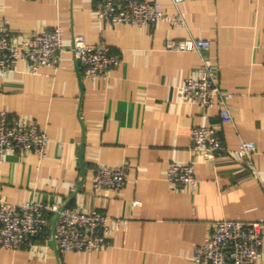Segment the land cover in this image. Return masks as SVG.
Listing matches in <instances>:
<instances>
[{
    "label": "crops",
    "instance_id": "crops-1",
    "mask_svg": "<svg viewBox=\"0 0 264 264\" xmlns=\"http://www.w3.org/2000/svg\"><path fill=\"white\" fill-rule=\"evenodd\" d=\"M152 1V0H149ZM174 14L171 0H153ZM96 0H0V23L15 35L59 26L65 45L74 35L120 55L107 82L83 81L67 49L56 69L31 75L24 62L0 77V112L36 121L50 138L43 161L8 156L0 165V196L12 203L57 202L113 220L111 246L99 252L57 254L42 239L31 249L0 250V264H191L195 245L220 220L264 219V0H182L186 28L160 22L151 29L100 25ZM203 39V53L168 51L167 40ZM205 58L222 89L233 95L232 121L215 107L180 101V84L197 77ZM214 126L228 151L252 142L254 172L229 156L201 162L191 151L190 129ZM193 162L194 191L174 189L166 167ZM97 164L127 165L118 193L79 186ZM262 258L264 264V236Z\"/></svg>",
    "mask_w": 264,
    "mask_h": 264
},
{
    "label": "built area",
    "instance_id": "built-area-1",
    "mask_svg": "<svg viewBox=\"0 0 264 264\" xmlns=\"http://www.w3.org/2000/svg\"><path fill=\"white\" fill-rule=\"evenodd\" d=\"M174 14H168L157 1L149 0H96L94 18L100 25H129L151 29L160 22L170 27L186 28L179 11L182 0H171ZM210 42L203 39L167 40L165 48L176 52L203 53ZM72 54L83 81L107 82L110 73L120 67L119 54L105 44H90L83 35H74L70 45H65L59 26L50 31H34L28 35H15L6 22L0 23V77L13 72L18 62H24L31 75L42 67L56 69L61 55ZM264 65V47H263ZM197 77H188L180 84V101L202 108L215 107L220 119L232 121L229 105L233 95L221 88L218 74L208 60L203 58ZM49 136L36 121L9 120L0 112V165L10 156L33 155L38 163L43 161ZM191 151L201 162H212L222 155L243 164L254 172L252 158L256 146L240 141L235 151H228L219 130L214 126L190 129ZM127 165L97 164L83 184L94 193L120 192L130 178ZM166 179L174 189L194 191L198 185L193 162H171L165 170ZM53 231H52V222ZM110 223L113 220L98 210L88 212L61 205L42 203L30 199L12 203L0 196V250L31 249L44 239L54 241L57 254L66 252H99L111 246ZM264 219L249 223L220 220L214 222L203 241L193 248L191 264H257L262 258Z\"/></svg>",
    "mask_w": 264,
    "mask_h": 264
},
{
    "label": "water",
    "instance_id": "water-1",
    "mask_svg": "<svg viewBox=\"0 0 264 264\" xmlns=\"http://www.w3.org/2000/svg\"><path fill=\"white\" fill-rule=\"evenodd\" d=\"M83 180H84L83 163L81 162V179H80V181L78 183L79 186H81L83 184ZM53 223H54V221L52 222V231H53ZM51 242L54 243L53 240Z\"/></svg>",
    "mask_w": 264,
    "mask_h": 264
}]
</instances>
